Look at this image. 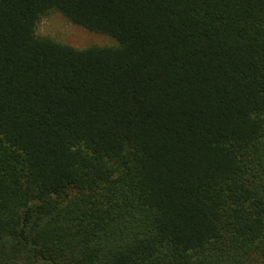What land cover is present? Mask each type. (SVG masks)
Here are the masks:
<instances>
[{
	"label": "trees",
	"instance_id": "1",
	"mask_svg": "<svg viewBox=\"0 0 264 264\" xmlns=\"http://www.w3.org/2000/svg\"><path fill=\"white\" fill-rule=\"evenodd\" d=\"M0 264H264V0H0Z\"/></svg>",
	"mask_w": 264,
	"mask_h": 264
},
{
	"label": "rangeland",
	"instance_id": "2",
	"mask_svg": "<svg viewBox=\"0 0 264 264\" xmlns=\"http://www.w3.org/2000/svg\"><path fill=\"white\" fill-rule=\"evenodd\" d=\"M40 36L57 42L85 49L91 46H114L117 41L109 35L92 32L72 23L58 11H51L42 18L37 27Z\"/></svg>",
	"mask_w": 264,
	"mask_h": 264
}]
</instances>
